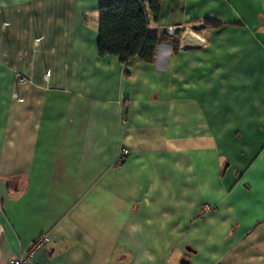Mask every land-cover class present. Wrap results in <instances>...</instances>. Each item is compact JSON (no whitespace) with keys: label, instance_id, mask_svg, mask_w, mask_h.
Here are the masks:
<instances>
[{"label":"crops","instance_id":"obj_1","mask_svg":"<svg viewBox=\"0 0 264 264\" xmlns=\"http://www.w3.org/2000/svg\"><path fill=\"white\" fill-rule=\"evenodd\" d=\"M105 1L0 0V264H264V0H160L124 63Z\"/></svg>","mask_w":264,"mask_h":264},{"label":"trees","instance_id":"obj_2","mask_svg":"<svg viewBox=\"0 0 264 264\" xmlns=\"http://www.w3.org/2000/svg\"><path fill=\"white\" fill-rule=\"evenodd\" d=\"M160 0H106L97 12L96 51L98 55L117 56L122 63L134 57L142 61L154 60L158 41L163 37L147 34L150 20L158 14ZM204 23L217 25L213 19L203 18ZM171 49L177 38L171 39Z\"/></svg>","mask_w":264,"mask_h":264},{"label":"built area","instance_id":"obj_3","mask_svg":"<svg viewBox=\"0 0 264 264\" xmlns=\"http://www.w3.org/2000/svg\"><path fill=\"white\" fill-rule=\"evenodd\" d=\"M174 31L173 26H167L165 28V32L167 34H172ZM22 77H19V80H22ZM125 153H127L126 148L120 149V156L118 159H120ZM48 241V235L46 232H39L30 242L28 248L23 252L22 254H19L16 257L8 258L5 264H26L29 260V257L34 252L35 249L40 247L42 244Z\"/></svg>","mask_w":264,"mask_h":264},{"label":"water","instance_id":"obj_4","mask_svg":"<svg viewBox=\"0 0 264 264\" xmlns=\"http://www.w3.org/2000/svg\"><path fill=\"white\" fill-rule=\"evenodd\" d=\"M178 264H190V262H189L186 258L181 257V258L179 259Z\"/></svg>","mask_w":264,"mask_h":264}]
</instances>
